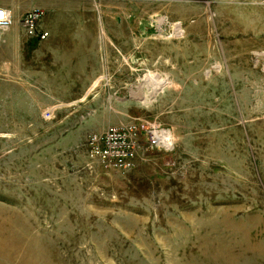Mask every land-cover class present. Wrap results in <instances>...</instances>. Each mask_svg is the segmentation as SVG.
Wrapping results in <instances>:
<instances>
[{"label":"rangeland","instance_id":"374dc122","mask_svg":"<svg viewBox=\"0 0 264 264\" xmlns=\"http://www.w3.org/2000/svg\"><path fill=\"white\" fill-rule=\"evenodd\" d=\"M0 7V264H264L263 0ZM110 128L124 168L95 153Z\"/></svg>","mask_w":264,"mask_h":264},{"label":"built area","instance_id":"2783aa9c","mask_svg":"<svg viewBox=\"0 0 264 264\" xmlns=\"http://www.w3.org/2000/svg\"><path fill=\"white\" fill-rule=\"evenodd\" d=\"M44 16L45 12L40 8L31 9L26 13L22 21V27L29 38H36L39 41H45L49 37L48 32L39 31V24L43 20ZM12 24V12L0 7V44L3 33L8 31ZM48 118H50V115ZM124 131L125 130L122 129L110 128L103 137H95L93 140V143L96 146V155L101 160L113 156L114 160H117V166H119V169L126 167L127 163L132 160L133 157L129 147L125 145L126 135ZM164 135L165 133L158 132L156 130L150 132L151 144L157 147L164 146L163 140H168V138H165ZM104 145L106 148L104 150H100L98 146L105 147Z\"/></svg>","mask_w":264,"mask_h":264},{"label":"crops","instance_id":"0c3cea01","mask_svg":"<svg viewBox=\"0 0 264 264\" xmlns=\"http://www.w3.org/2000/svg\"><path fill=\"white\" fill-rule=\"evenodd\" d=\"M49 12H51V11L49 10ZM49 12H46V14L44 16V19H43V22H44L43 28L44 29L43 30L49 33V37H48V39H46V41L48 40L46 42V45H48V47L53 48V50H55L56 45H54V44L59 43L62 39L65 40L64 37H66L68 35V32H65L66 33L65 36H63V37L61 36L62 32L60 30L61 29L60 24L62 23V20H61V15L57 14L59 11H53L52 13H53V17L55 20L54 21L50 20L49 24L46 23L47 15ZM55 17H57V19ZM82 23H83V21H82ZM94 37H95V34H94ZM68 38L71 39L70 36ZM91 38H92V36H91ZM91 38H89V39H91ZM94 40H95V38H94ZM0 64H1V62H0ZM64 64H65V62H64ZM56 71H57V73L61 74L62 76L66 73V69L63 67L56 68ZM2 103H4V102H2Z\"/></svg>","mask_w":264,"mask_h":264}]
</instances>
